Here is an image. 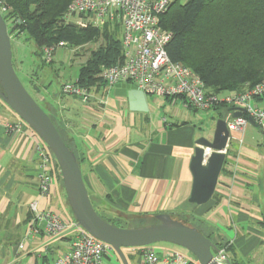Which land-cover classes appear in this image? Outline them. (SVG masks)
I'll use <instances>...</instances> for the list:
<instances>
[{"label":"crops","instance_id":"crops-1","mask_svg":"<svg viewBox=\"0 0 264 264\" xmlns=\"http://www.w3.org/2000/svg\"><path fill=\"white\" fill-rule=\"evenodd\" d=\"M22 37L11 39L12 63L19 73L24 72L16 52ZM32 75L25 77L27 84L75 153L89 200L111 206L102 208L110 221L172 214L213 244L223 245L229 264H264V134L255 124L248 122L242 132H230L215 192L210 201L197 206L188 203L189 164L196 140L204 136L188 119L198 111L189 109L181 98L145 96L148 111L131 112L125 99L104 87L91 90L87 103L67 98L58 111L42 93L45 84H32ZM227 94L232 93L221 95ZM1 102L0 264H52L68 252L72 232L30 235V204L62 215L63 185L55 174L50 193H40L34 151L40 140L25 126L20 132H8L7 126L20 120ZM253 104L264 108V98L254 99ZM236 108L240 107L211 110L214 115L209 119L227 123L234 119ZM205 138L211 139L212 133ZM153 249L160 258L177 251L163 243ZM141 253L142 248L125 252L128 263L143 264ZM112 255L103 264H121Z\"/></svg>","mask_w":264,"mask_h":264},{"label":"trees","instance_id":"trees-1","mask_svg":"<svg viewBox=\"0 0 264 264\" xmlns=\"http://www.w3.org/2000/svg\"><path fill=\"white\" fill-rule=\"evenodd\" d=\"M72 1L0 0V11L10 41L20 36L32 41L44 64H48L42 58L44 48L75 49L100 42L89 52L75 81L86 90H98L105 87L101 73L123 60L121 31L118 25L78 28L68 23L64 16ZM160 20L172 34L168 57L194 72L209 94L242 93L264 79V0H187L184 4L172 0ZM221 108L227 105L212 110ZM55 168L59 169L56 162Z\"/></svg>","mask_w":264,"mask_h":264},{"label":"built area","instance_id":"built-area-1","mask_svg":"<svg viewBox=\"0 0 264 264\" xmlns=\"http://www.w3.org/2000/svg\"><path fill=\"white\" fill-rule=\"evenodd\" d=\"M172 0H73L67 8L64 20H73L80 28L102 27L118 23L121 30V63L105 69L101 78L107 90H114L117 84H131L145 96L175 100L198 112H209L220 104L236 105L244 110L241 117L227 122L229 132H242L248 118L264 134V108L253 104L256 98H264V79L242 93L227 95L209 94L201 79L189 68L168 57L166 47L171 40L169 30L161 27V17L168 11ZM54 48H44L42 58L51 63ZM63 95L72 96L85 103L90 91L75 82L61 86ZM22 123L8 125V132H20ZM40 140V139H39ZM39 159L37 185L42 195L51 191L54 179L55 159L40 140L35 144ZM54 172V173H53ZM33 220L30 235L40 231L48 237H56L71 231L72 240L68 252L52 264H103L104 259L114 254L111 247L88 234L77 225L68 222L55 212L38 210L37 204H30ZM41 228V230H40ZM22 248V244L19 245ZM143 264H191L179 252L171 251L160 258L152 246L142 248ZM216 264H228L225 248L214 255ZM49 264V263H43Z\"/></svg>","mask_w":264,"mask_h":264},{"label":"water","instance_id":"water-1","mask_svg":"<svg viewBox=\"0 0 264 264\" xmlns=\"http://www.w3.org/2000/svg\"><path fill=\"white\" fill-rule=\"evenodd\" d=\"M115 97L128 102L131 112L148 111L143 92L131 84H117ZM0 100L47 146L58 165L67 203L77 225L95 239L109 245L121 264H129L124 250L168 243L191 253L198 264H216L218 248L196 228L175 220L170 214L154 216L157 224L144 228L123 229L113 226L94 211L82 179L76 155L60 137L49 116L30 96L18 78L12 63L11 41L0 11ZM244 110L236 108L233 118ZM248 122L254 124L252 119ZM230 132L225 120H217L211 139L195 142L189 171L192 185L188 203L201 206L211 200L225 161ZM229 264V262H228Z\"/></svg>","mask_w":264,"mask_h":264},{"label":"rangeland","instance_id":"rangeland-1","mask_svg":"<svg viewBox=\"0 0 264 264\" xmlns=\"http://www.w3.org/2000/svg\"><path fill=\"white\" fill-rule=\"evenodd\" d=\"M186 1L187 0H179L181 4H184ZM73 20H75V18L72 19V21H69L68 23L74 24ZM117 25L120 28V25L118 23H114L111 26H117ZM120 36H121V33H120ZM18 42H19V45H18L16 52L17 54H19L20 59L23 62L22 70L24 72L23 73L16 72L17 76L20 79L24 88L30 94V96L37 102V104L41 108L44 109V110L42 109L44 112L46 110L43 107V104L38 102L37 98L35 97V94L32 92L30 88V84H27L25 77H28L31 74H33L31 76L32 84H35V85L45 84V90H43L42 92L43 95H46L47 97L49 96V102L55 108H57L58 111H61L62 109L61 107L66 103V99L72 97L68 95H63L61 93V86L65 83L74 82V80L76 79L78 75V72H79V69L82 63L86 60L89 52L95 49L100 43L98 42V44H88L83 47L75 48V49L70 48L68 46L57 47L52 54L51 63L44 64L41 58L35 55L36 47L32 41H26L25 38L22 37ZM11 51H12V47H11ZM2 103L3 102H1V104ZM2 106L6 110H9V112L14 114L18 120H20L16 116V114L10 108H8L4 103L2 104ZM45 113L47 114V111ZM213 115L214 114L212 111L207 112V113L195 112V113H192V118H189L188 121L196 125L199 133L202 136L208 137L211 133L213 134V131L215 128V123L213 121L214 118L212 120L209 119L211 116L213 117ZM195 117L199 118V122H196L195 120H193ZM51 119L56 125V127H58L55 120L53 118ZM20 122L22 123L23 126L28 127L21 120ZM54 171H55V173L53 172L54 175L56 174L62 183L59 169L55 168ZM53 183L56 184L55 178L53 179ZM61 198L62 199L60 201L63 200L65 202L66 196H65L64 191H63V197ZM90 203L94 211L102 218V220L107 221V223L109 222L110 224L115 225L116 227H119V228H123V229L144 228V227H149V226H153L157 224L155 218H147L143 220H132V219L125 220V219L118 218L119 221H110L109 217L102 211L103 207H107V206L111 207L109 203L102 201L100 202V205H99L97 204V202H94L93 200H91ZM59 208L63 212L62 216L65 218L66 221H68L69 223L75 221V218L71 212V209L67 203V200L65 204L61 202L59 205ZM158 244H162V243H158ZM163 244H168V243H163ZM168 245L176 249L191 264H198V261L196 260V258L191 253L186 251L185 249L172 245V244H168ZM128 250L130 249H126L125 252H127ZM112 257H115L114 254L112 255Z\"/></svg>","mask_w":264,"mask_h":264},{"label":"flooded vegetation","instance_id":"flooded-vegetation-1","mask_svg":"<svg viewBox=\"0 0 264 264\" xmlns=\"http://www.w3.org/2000/svg\"><path fill=\"white\" fill-rule=\"evenodd\" d=\"M152 247H153V245H152ZM219 250V249H218Z\"/></svg>","mask_w":264,"mask_h":264}]
</instances>
